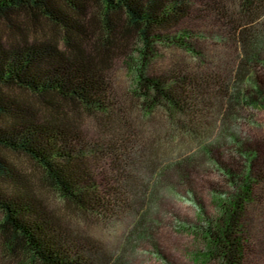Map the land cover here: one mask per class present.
Instances as JSON below:
<instances>
[{
    "label": "trees",
    "instance_id": "16d2710c",
    "mask_svg": "<svg viewBox=\"0 0 264 264\" xmlns=\"http://www.w3.org/2000/svg\"><path fill=\"white\" fill-rule=\"evenodd\" d=\"M234 2L236 9L229 11L219 0H0V242L8 264H19L20 251L32 264H104L94 246L64 228L33 196L27 178L2 153L27 157L48 186L83 213L107 219L124 210L140 188L124 169L140 155L133 133L121 128L126 113L115 100L107 64L125 35L134 33L138 47L135 82L144 118L158 108L184 133L185 120L194 122L215 107L222 121L247 105L256 108L257 95L236 85L259 84L264 0ZM198 5L216 16L215 23L240 52L231 86L204 71L149 75L144 67L156 42L192 52V44L182 39L191 35L187 23ZM92 7L98 9L95 14ZM40 21L52 27V40L23 32L25 24ZM15 91L33 102L17 98ZM84 116L108 130L100 138L85 136ZM227 144L235 165L219 160L220 148L203 149L232 187L204 234L208 253L219 264H243L250 226L245 216L257 204V185L264 188V144L232 134ZM167 170L185 183L194 168L182 158L163 175Z\"/></svg>",
    "mask_w": 264,
    "mask_h": 264
},
{
    "label": "rangeland",
    "instance_id": "374dc122",
    "mask_svg": "<svg viewBox=\"0 0 264 264\" xmlns=\"http://www.w3.org/2000/svg\"><path fill=\"white\" fill-rule=\"evenodd\" d=\"M219 1L229 11L237 7L235 0ZM97 10L92 7L90 12L95 14ZM194 10L187 23L191 35L182 39L192 44V52L176 43L156 42L144 65L147 73L204 71L222 78L223 85H233L240 61L238 48L215 23L214 14L205 12L199 5ZM259 22L264 34V18ZM23 30L31 37L45 40L55 37L52 27L44 21L32 26L25 24ZM137 49L134 33H129L107 64L115 100L126 113L121 128L133 133L132 142L140 155L136 164L124 169L140 186L139 191L116 217L101 219L75 209L48 186L40 170L27 157L10 152L2 155L27 178L33 196L40 199L45 209L64 228L94 246L98 255L105 258L104 264H219L216 256L208 253L204 233L207 228L212 229L219 216L218 204L225 201L232 187L203 149L205 146L220 148L217 149L221 153L219 160L235 165L234 156L227 150L231 134L240 140L253 139L264 144V67H257L259 84L236 85L253 97L257 95L256 108L247 105L222 121L215 107L201 113L194 122L185 120L182 125L187 130L182 133L171 127L158 108L149 118L142 116L139 104L143 97L135 82ZM196 53L201 57L197 58ZM15 92L17 98L34 100L30 95ZM80 128L89 138H100L108 130L93 116L82 117ZM182 158L192 161L194 168L187 182L183 183L172 170L163 175V169H169ZM245 217L250 226L248 237L245 235L243 264H264V188L261 185H257V204L248 207ZM5 258L0 242V264H8ZM18 259L19 264H32L24 252L20 251Z\"/></svg>",
    "mask_w": 264,
    "mask_h": 264
}]
</instances>
